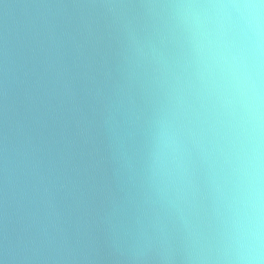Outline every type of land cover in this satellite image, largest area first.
Returning <instances> with one entry per match:
<instances>
[{"label":"clouds","instance_id":"obj_1","mask_svg":"<svg viewBox=\"0 0 264 264\" xmlns=\"http://www.w3.org/2000/svg\"><path fill=\"white\" fill-rule=\"evenodd\" d=\"M64 7L41 5L32 33L6 42L13 91L28 84L36 47L48 44L56 63L62 12L54 8ZM78 7L89 9L88 33L106 48L100 73L89 77L93 117L81 122L90 137L102 135L111 175L95 217L78 220L76 233L101 227L117 264H264V0ZM11 130L5 179L17 227L7 257L90 259L59 199L78 190L63 182L68 161L46 166L25 120L13 118Z\"/></svg>","mask_w":264,"mask_h":264},{"label":"water","instance_id":"obj_2","mask_svg":"<svg viewBox=\"0 0 264 264\" xmlns=\"http://www.w3.org/2000/svg\"><path fill=\"white\" fill-rule=\"evenodd\" d=\"M93 2L0 0V261L3 264H22L9 259L5 253L9 241L16 237L13 229L17 227L7 199L5 179V148L12 140L13 118L30 124L35 142L44 150L46 166L48 161H60L62 156L68 161L67 178L63 182L67 183L70 178L77 185L78 190L74 193L61 191L59 199L66 213L65 218L72 225L74 239L80 240L83 254L89 255L90 259L81 258L66 264H117L105 246L101 227L93 224L89 230L85 225L79 234L76 233L78 220L91 221L95 217L111 175L102 135L97 130L90 137L86 125L81 122L85 114L89 120L93 117L88 97V89L92 87L89 77L100 73L106 54L105 45L97 43L88 33L89 9L78 7ZM45 4L65 6L54 8V11L62 12L54 21L55 33L62 40L59 52L52 53L56 63L53 65L48 60V44L43 46L44 51L36 47L34 53H28V84L13 91L7 83L6 42H16L30 35L34 26L41 23L40 6ZM64 80L70 84L69 89L63 88ZM24 88L30 89L28 96ZM73 195L81 197V200H74ZM78 204H81L79 209ZM29 264L54 262L35 261Z\"/></svg>","mask_w":264,"mask_h":264}]
</instances>
